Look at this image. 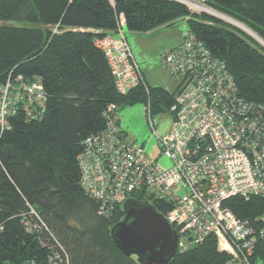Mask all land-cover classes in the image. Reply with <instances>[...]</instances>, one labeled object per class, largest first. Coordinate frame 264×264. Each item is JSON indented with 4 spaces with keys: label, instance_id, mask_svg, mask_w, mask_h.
<instances>
[{
    "label": "trees",
    "instance_id": "1",
    "mask_svg": "<svg viewBox=\"0 0 264 264\" xmlns=\"http://www.w3.org/2000/svg\"><path fill=\"white\" fill-rule=\"evenodd\" d=\"M216 13L244 25L264 41V0H199ZM189 2V1H188ZM195 3V2H193ZM189 2V4H192ZM197 4V3H195ZM199 6V5H198ZM126 28L149 33L184 20L212 54L223 60L248 101L264 104V47L224 21L191 11L174 0H0V87L10 76L38 78L47 95L46 113L28 122L23 112L0 132V264H51L41 242L61 244L68 264H141L126 256L111 237L123 221V205L111 217L80 185L78 158L88 137L106 128L110 104L118 112L150 103L151 115L170 112L176 94L144 86L121 95L108 59L96 38L114 35L117 14ZM22 22L14 26L8 22ZM133 200L145 202L142 194ZM227 206L251 223L264 216V198L234 197ZM167 205L156 206L166 215ZM38 213L48 232L42 238L26 230L23 216ZM252 264H264L259 239ZM217 236L178 252L170 264H227ZM65 264V263H64Z\"/></svg>",
    "mask_w": 264,
    "mask_h": 264
},
{
    "label": "built area",
    "instance_id": "2",
    "mask_svg": "<svg viewBox=\"0 0 264 264\" xmlns=\"http://www.w3.org/2000/svg\"><path fill=\"white\" fill-rule=\"evenodd\" d=\"M116 20L115 35L96 38L94 43L108 59L119 94L141 86L149 93L127 41L124 14H117ZM159 62L178 83L169 112L173 129L165 138L155 132L150 103L147 112L157 145L172 162L171 168L163 170L141 146L127 141L118 108L110 104L104 113L106 128L88 137L78 158L80 185L98 203L102 217H111L116 206L135 193L142 194L155 208L167 205L163 216L178 234L179 252L217 236L219 250L231 257L227 264H252L258 240L264 239V216L255 223L240 220L227 201L264 198V104L248 102L226 63L189 30L183 43L163 53ZM47 101L40 79L10 76L0 87V132L11 129L10 119L19 112L28 122L41 120ZM29 211L23 216L26 230L54 239L38 213ZM41 243L51 264L69 263L61 244Z\"/></svg>",
    "mask_w": 264,
    "mask_h": 264
},
{
    "label": "rangeland",
    "instance_id": "3",
    "mask_svg": "<svg viewBox=\"0 0 264 264\" xmlns=\"http://www.w3.org/2000/svg\"><path fill=\"white\" fill-rule=\"evenodd\" d=\"M187 1L197 3L189 5V8L194 13L204 14L201 8L205 6L211 9L208 5L201 3L199 0ZM8 23L20 27H28L29 25L19 21H11ZM124 31L135 59L137 63L141 65L148 85H150L151 88L165 89L168 93L175 94L178 89V83L165 72L159 59L163 53L169 52L172 45L182 39L184 33L188 31L185 21L179 20L171 24V26H161L149 33L132 32L126 27ZM147 108L145 103H139L121 109L119 113L121 128L126 132L127 141L130 143L134 142L141 146L150 159L157 161L163 170H167L171 168L172 162L164 155L162 156V150L157 145L158 139H156L154 131L149 124ZM152 117L155 118V132L157 136L162 139L165 138L173 129V117H171L169 112L154 113ZM178 193L181 195L185 194L182 189H179Z\"/></svg>",
    "mask_w": 264,
    "mask_h": 264
},
{
    "label": "water",
    "instance_id": "4",
    "mask_svg": "<svg viewBox=\"0 0 264 264\" xmlns=\"http://www.w3.org/2000/svg\"><path fill=\"white\" fill-rule=\"evenodd\" d=\"M174 1L189 6L185 0ZM203 13L224 21L205 10ZM228 24L242 30L264 47V41L251 30L229 22ZM123 207L125 219L111 230V237L117 242L119 249L126 256L135 257L141 264H170L179 252V237L166 217L153 205L136 199L127 200Z\"/></svg>",
    "mask_w": 264,
    "mask_h": 264
},
{
    "label": "bare ground",
    "instance_id": "5",
    "mask_svg": "<svg viewBox=\"0 0 264 264\" xmlns=\"http://www.w3.org/2000/svg\"><path fill=\"white\" fill-rule=\"evenodd\" d=\"M187 3H188V5H190L189 4V2L187 1V0H185ZM199 5V4H198ZM200 8V7H199ZM201 10L202 11H207V12H209L210 14H212V15H217V16H219L220 18H222L225 22L227 21V22H229V23H231V24H234V25H236V26H241V27H245L244 25H241L240 23H238V22H235L234 20H232V19H230L229 17H225V16H223V15H220V14H218V13H216V12H214L213 10H211V9H209L208 7H204V8H201ZM246 28V27H245Z\"/></svg>",
    "mask_w": 264,
    "mask_h": 264
},
{
    "label": "crops",
    "instance_id": "6",
    "mask_svg": "<svg viewBox=\"0 0 264 264\" xmlns=\"http://www.w3.org/2000/svg\"><path fill=\"white\" fill-rule=\"evenodd\" d=\"M186 33V32H185ZM184 33V34H185ZM183 43V38L178 40L174 45H172V48L170 50H173L174 48L179 47ZM147 81V80H146Z\"/></svg>",
    "mask_w": 264,
    "mask_h": 264
}]
</instances>
